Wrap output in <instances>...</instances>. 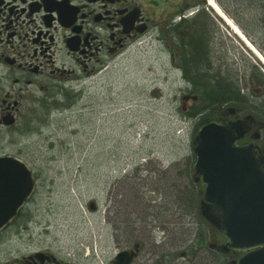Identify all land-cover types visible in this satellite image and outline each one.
Instances as JSON below:
<instances>
[{
	"label": "rangeland",
	"instance_id": "obj_1",
	"mask_svg": "<svg viewBox=\"0 0 264 264\" xmlns=\"http://www.w3.org/2000/svg\"><path fill=\"white\" fill-rule=\"evenodd\" d=\"M203 1L209 8L203 7L197 16L209 28L206 32L233 48L230 52L235 61L245 56L247 62L248 58L246 68L254 80L221 83L217 98L226 101L211 103L215 105L210 111L204 110L210 104L204 91L200 92L202 84L195 83V87L182 75L180 66L186 58L179 56V51L183 48L189 52L190 47H182L176 40L180 29L177 23L166 28L155 26L96 72L79 75L67 96L38 109L18 136L28 142L27 148L40 157L43 165L41 216L48 234L68 243L92 235L101 225L102 216L101 209H89L90 203L96 202L98 207L112 202L109 209L114 213V224L121 219L125 224L134 221L130 224L136 226L144 217L148 222L155 221V228L160 226L162 231L165 222L172 244L183 241L185 234L188 240L200 232L203 240L211 236V225L194 204L200 196L190 179L196 162L195 137L202 125L221 111L247 106L249 112L237 116H246L254 123L264 143V96L255 105L249 100L253 96L244 89L247 86L251 90L256 84L264 93V61L208 0ZM263 1L219 3L227 6V16L245 28L264 50ZM165 2L157 8L159 12L166 10ZM195 10L197 7L190 9ZM188 59L192 63L188 71L197 73L198 61L190 56ZM214 86L203 82L202 89L210 91ZM185 91L193 94L189 100L183 98ZM237 91L241 98L233 97ZM194 95L199 97L198 102ZM199 108L204 111L197 114ZM181 177L189 182L185 188H181ZM181 196L187 197L190 205L179 221L175 214Z\"/></svg>",
	"mask_w": 264,
	"mask_h": 264
},
{
	"label": "flooded vegetation",
	"instance_id": "obj_2",
	"mask_svg": "<svg viewBox=\"0 0 264 264\" xmlns=\"http://www.w3.org/2000/svg\"><path fill=\"white\" fill-rule=\"evenodd\" d=\"M162 2L0 0V264H241L240 259L253 249L232 246L224 230L206 217L205 222L212 228L208 239L203 240L202 232L189 240L185 234L183 241L172 244L165 222L162 231L160 226L155 228V221L148 222L144 217L138 219L136 226L130 224L134 221L127 220L125 224L121 219L114 224V213L109 209L112 202L101 205V225L96 233L83 239L68 243L48 234L42 226L43 165L40 157L27 148L28 142L18 136H22L24 126L33 120L38 109L66 97L79 75L96 72L155 26L166 28L177 23L180 29L176 40L182 47H190L189 52L183 48L179 51V56L186 58L180 66L182 75L189 81L215 83L218 91L219 83L254 80L246 68L248 58L247 62L245 56L235 61L230 52L233 48L206 32L209 28L197 16L203 7L209 8L203 0H167L166 10L159 12ZM218 6L230 14L225 4ZM193 7L197 10L190 11ZM241 29L249 36L245 28ZM251 40L264 54L259 44ZM189 56L199 63L195 74L188 71L192 66ZM244 89L253 96L249 100L255 105L264 96L256 84L251 90L247 86ZM184 93L186 100L193 95ZM233 97L242 95L237 91ZM198 98L193 96L196 102ZM241 112L248 113V107L221 111L213 121L230 125L246 119L237 116ZM253 124L234 130L235 142L253 143L258 163L264 167L263 135ZM203 178V173L195 170L190 177L200 194L195 209L204 216L208 204L203 198ZM180 179L181 188L189 185L185 177ZM106 199H110L108 195ZM181 200L175 214L179 221L190 205L187 197L181 196ZM158 231L161 234H155Z\"/></svg>",
	"mask_w": 264,
	"mask_h": 264
},
{
	"label": "water",
	"instance_id": "obj_3",
	"mask_svg": "<svg viewBox=\"0 0 264 264\" xmlns=\"http://www.w3.org/2000/svg\"><path fill=\"white\" fill-rule=\"evenodd\" d=\"M233 132L210 122L196 137V169L207 183L205 213L234 247L253 248L241 264H264V167L258 164L254 145H236Z\"/></svg>",
	"mask_w": 264,
	"mask_h": 264
},
{
	"label": "bare ground",
	"instance_id": "obj_4",
	"mask_svg": "<svg viewBox=\"0 0 264 264\" xmlns=\"http://www.w3.org/2000/svg\"><path fill=\"white\" fill-rule=\"evenodd\" d=\"M209 3H210V5H212L216 9V12L220 13L225 18V20L228 22V24H230V26H232V28L236 32H238V34H240V37H242L246 41L248 46L251 47L252 49H254L256 54L259 57H261V59L264 61V57L260 53V51L256 47H254L253 43L246 36H244L243 32L240 30V28L237 26V24L229 16H227V14L221 9V7L218 6L216 1L215 0H211V2L209 1Z\"/></svg>",
	"mask_w": 264,
	"mask_h": 264
},
{
	"label": "trees",
	"instance_id": "obj_5",
	"mask_svg": "<svg viewBox=\"0 0 264 264\" xmlns=\"http://www.w3.org/2000/svg\"><path fill=\"white\" fill-rule=\"evenodd\" d=\"M207 97H208V101L210 102V103H217V102H222V101H226V99H223V98H217V97H213L212 95H207Z\"/></svg>",
	"mask_w": 264,
	"mask_h": 264
},
{
	"label": "snow or ice",
	"instance_id": "obj_6",
	"mask_svg": "<svg viewBox=\"0 0 264 264\" xmlns=\"http://www.w3.org/2000/svg\"><path fill=\"white\" fill-rule=\"evenodd\" d=\"M210 2H211V0H210Z\"/></svg>",
	"mask_w": 264,
	"mask_h": 264
}]
</instances>
